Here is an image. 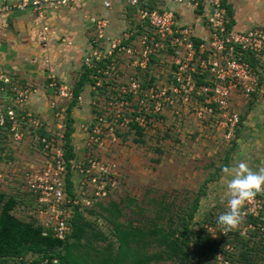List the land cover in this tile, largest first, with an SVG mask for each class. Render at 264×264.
<instances>
[{
	"label": "rangeland",
	"instance_id": "rangeland-1",
	"mask_svg": "<svg viewBox=\"0 0 264 264\" xmlns=\"http://www.w3.org/2000/svg\"><path fill=\"white\" fill-rule=\"evenodd\" d=\"M142 35L138 32L132 37L133 42L127 47L131 52L118 54L110 61L113 62L111 66H115V74L114 71L108 70L104 77L95 79L92 75V79L100 82L101 85L91 84L88 87V98L82 101L79 97L77 101V104H81L79 108L82 107L83 110L81 108L76 114L77 105L70 112L74 122L77 115L87 116L85 118L80 116L86 120L84 123L87 126L77 129L78 132L85 134V145L98 117L106 116L107 121L115 126L114 135H110L105 128L102 135L103 145L98 144L92 148L94 157L108 168V173L90 188H85L78 196L84 217L95 224V227L88 231L91 234L100 232L109 237L107 242H97L95 245L81 248V252L90 253L97 258L105 248L111 246L112 251L115 252L118 247L113 234V221L124 227L128 224L147 227L155 221L158 226L168 228L171 224L169 220L171 215L175 218V224H179V219L189 213L196 199H199L198 208L192 220L187 218L188 225L195 233L207 229L206 233L211 236L207 247L215 245L219 248L220 245L213 243L220 236L219 225H210L205 221L209 217L216 219L219 214L226 211L227 197L224 193L229 177L222 168L234 166L241 160L254 171L264 167V100L258 101L264 95V91L256 100L253 96L250 99L235 96L232 100V109L237 111L240 117L243 116L242 127L237 138L235 134L236 145L233 148L231 143L234 139L229 142L223 137L224 126L215 125L211 119H197L190 108L181 109L177 117L166 109L163 115L161 113L154 115L153 106L148 100L151 110H141L138 98H144L143 94L149 87L154 89L169 87L175 69L173 51L167 49L168 47L159 53L160 56H154V61L149 63L148 69H142L144 60L140 54L138 55L142 50L138 37ZM182 56H185V53H182ZM133 78L138 81L142 89H145L137 96L128 98L126 96L127 104L121 105L115 97L119 95V89L127 88ZM70 83L74 86L75 82ZM90 90L93 91L92 96ZM58 104L59 107L65 108V118L61 122L56 120L57 117L53 119L55 122L58 121V124L66 125V115L71 102L64 100L61 104L59 100ZM135 122H143L141 127L144 129V142L141 144L135 143L138 136L136 129L131 126ZM55 128V124L52 129L49 127L51 131ZM66 129L64 128V133ZM74 132H76L75 127ZM32 141L35 140L17 145L15 150L9 147L2 150L7 157L3 165L9 175V185L5 184V189H9L11 193L17 194L22 199L28 198L29 195L24 181V172L30 167L27 161L29 156L27 148L33 151L34 163L40 161V151ZM87 151L86 147L85 155ZM81 161L83 160L76 163ZM22 163L26 164V168H20L23 166ZM15 167L20 170L12 172ZM79 181L80 175L76 174L75 188L79 187ZM33 214L35 215L34 211L25 205H20L15 210V215L26 221H29ZM260 216L262 217L260 222L252 224V227H250L251 222L245 220L247 215L241 216L239 224L229 230V232H239L242 237L235 246H225L227 253L233 251L231 262H225L224 257L227 254L222 252L220 257L211 259L205 248V251L203 250L199 255L200 261L190 258L188 264H264V204ZM94 247H99L101 250H95ZM191 249L196 250L195 247ZM162 250V247L154 244L147 249V252L157 254ZM244 250L251 255V262L242 260L241 253ZM32 259L34 256L29 255L24 264H30ZM9 264L16 263L9 259ZM156 264H175V262L158 261Z\"/></svg>",
	"mask_w": 264,
	"mask_h": 264
},
{
	"label": "built area",
	"instance_id": "built-area-1",
	"mask_svg": "<svg viewBox=\"0 0 264 264\" xmlns=\"http://www.w3.org/2000/svg\"><path fill=\"white\" fill-rule=\"evenodd\" d=\"M69 1L21 0L17 5L0 6V15L10 12L13 8L24 10L34 7L41 10L46 6L65 5ZM148 1L128 0L130 5L138 9L140 22L146 24L142 25V31L111 35L108 32L110 19H98L94 24L93 51L85 56L84 65L95 69V79L106 76L108 70L115 69L114 65L111 66L113 62L110 63L113 57L131 52L127 47L133 42L132 37L141 32L143 35L138 37V43L141 44L142 50L138 55L144 60L143 70L148 69L152 57L159 55L166 47L172 49V56L175 58L172 84L161 89L147 88L143 94L144 98H138L141 110L150 111L152 104L154 115L162 114L166 109L177 117L181 109L190 108L197 119H211L215 125L224 126L223 137L229 142L232 141L240 124L239 114L232 109V100L235 96L250 99L260 85L259 69L264 65V29L237 31L229 27L223 0H175L195 12L203 11L200 18L206 23L208 33L198 38L191 27L179 24L173 11L149 8ZM104 5L109 7L110 3L104 2ZM182 53H185V56H182ZM248 58L259 59V65L253 67ZM49 80L53 95L50 105L55 111L54 117L61 122L65 118V108L59 107V100L61 104L64 100L71 102L74 99V86L58 82L54 75H49ZM95 85L100 86L101 83L96 82ZM8 89L14 95L10 102L0 108V157L4 155L2 148L15 150L17 145L35 138L36 146L42 153L41 161L30 165L24 172V181L28 192L37 197L42 226L46 230H52L58 238L65 239L72 232L74 207L80 205L78 196L85 188H90L108 173V168L94 157L92 148L98 144L103 145L102 135L105 128L110 135H114L115 126L107 121L106 116L98 117L86 143L88 151L83 161L75 163L71 160L69 169L65 159L63 131L67 126L64 123L58 124L57 121L54 123L55 130L47 133L45 122L27 110L26 105L32 89L18 86L10 79L2 80V84L0 81V92H6ZM144 89L133 78L127 88L119 89L115 100L120 101L121 105L127 104L126 96H137L138 93L142 94ZM142 123L137 124L141 127ZM41 131L49 135H43ZM76 174L80 175L77 188L74 187ZM7 182L5 175L0 171V185ZM69 187L76 196L71 195ZM263 204V197L256 194L253 199L242 205L241 216L262 218L260 212ZM219 232L223 236L227 235L229 230L225 231L219 226ZM220 256L221 253L218 257ZM39 264H46V261ZM53 264L59 263L53 260Z\"/></svg>",
	"mask_w": 264,
	"mask_h": 264
},
{
	"label": "crops",
	"instance_id": "crops-1",
	"mask_svg": "<svg viewBox=\"0 0 264 264\" xmlns=\"http://www.w3.org/2000/svg\"><path fill=\"white\" fill-rule=\"evenodd\" d=\"M20 1L0 0V6L17 5ZM104 2H109L110 6L105 7ZM147 4L152 9L173 11L179 24L191 27L198 38L208 33L206 23L200 18L202 10L195 12L175 0H149ZM223 8L229 27L237 31L264 29V0H223ZM103 17L110 19L108 32L111 35H121L130 30L142 31L143 23L139 20L138 9L130 5L128 0H70L57 7L46 6L41 10L34 7L24 10L13 8L0 15L1 84L2 80L10 79L18 86L32 89L27 110L46 122L47 133L55 122L54 110L50 105L53 95L49 87V75H54L61 83L72 85L70 82L74 81V86L82 79L85 66L83 60L94 47V24ZM259 74L261 83L255 98L264 93V65L260 67ZM90 85L85 84L79 96L81 100L88 98ZM90 94L92 96L93 91L90 90ZM262 97L258 101H263L264 95ZM10 101L11 96L0 92V108ZM76 106L78 114L82 107L79 108L81 104ZM80 116L87 117L81 114L75 120L76 132L72 134L75 163L84 159L86 150L85 134L77 131L87 125L84 123L86 120ZM26 151L29 153V165L37 164L33 160V151L29 148ZM22 165L20 168H26L25 163Z\"/></svg>",
	"mask_w": 264,
	"mask_h": 264
},
{
	"label": "trees",
	"instance_id": "trees-1",
	"mask_svg": "<svg viewBox=\"0 0 264 264\" xmlns=\"http://www.w3.org/2000/svg\"><path fill=\"white\" fill-rule=\"evenodd\" d=\"M152 61H154V57H152ZM248 61L253 67L259 65V59L252 60L248 58ZM94 73L95 69L84 66L83 77L74 86V99L71 101L66 115L67 129L65 131L64 147L66 150L65 159L69 169L71 168V160L75 158L72 145L75 122L70 112L76 106L85 84L95 85L96 82L92 79ZM256 92L252 95L254 100L256 99ZM6 93L9 97L11 96V99L13 98L14 93L10 89ZM242 123L243 116L240 117L236 138L239 136ZM131 126L136 129L138 136L135 139V143H143L144 129L137 123H133ZM41 132L43 135H49L45 131ZM235 145L236 139L232 141L231 147L233 148ZM5 158H7L5 155L0 157V171L8 181L9 175L5 172L3 165V161H7ZM17 171L18 168L16 167L12 170V172ZM8 183L9 181L6 184ZM69 183H71L70 180ZM5 186V184L0 185V264H9V259L14 260L16 264H24L29 255L34 256L30 264H39L44 261H46V264H53V260H57L59 264H156L158 261L188 264L190 258L197 262L200 261L199 255L203 250L205 251V248H207V253H209L211 259H216L218 254L222 252L227 254L224 257L225 262H231L233 251L227 253L225 246H235L242 238L239 232L230 231L227 235H220L213 242L216 245H220L219 248L215 245L207 247L208 240L211 239V236L206 233L207 229H203L204 232L196 231L198 233H195L187 222V218L192 220L198 208L199 199H196L189 213L179 219V224H175V218L171 215L169 219L171 224L168 228L158 226L155 221H152L147 227H137L132 224L124 227V225L113 221V234L118 242V247L115 252L112 251L111 246L105 248L104 252L101 251V255L97 258L90 253L81 252V248L95 245L97 242H107L109 237L100 232L91 234L88 231L90 228H94L95 224L84 217L81 205L74 207V216L71 221L72 232L65 239H60L52 230H46L42 226L39 218V203L34 194L29 192L27 193L29 194L28 198L22 199L17 194L11 193L9 189H5ZM69 189L71 191V187ZM257 194L264 199V193L259 192ZM71 195L75 196V193L71 191ZM20 205H25L34 211L35 215L33 214L29 221L15 215V210ZM186 212L185 210L184 213ZM260 219L252 216L245 218V220L251 222V225H255L257 221L260 222ZM205 223L217 225L216 219L213 217L206 219ZM154 244L162 247L163 250L157 254H149L147 249ZM192 247H195L196 250L193 251ZM93 249L101 250L99 247H94ZM241 254L243 261L251 262V255L247 251L245 252L244 250Z\"/></svg>",
	"mask_w": 264,
	"mask_h": 264
},
{
	"label": "clouds",
	"instance_id": "clouds-1",
	"mask_svg": "<svg viewBox=\"0 0 264 264\" xmlns=\"http://www.w3.org/2000/svg\"><path fill=\"white\" fill-rule=\"evenodd\" d=\"M222 171L229 177L224 193L226 211L216 217V223L228 231L239 224L242 205L264 191V167L254 171L241 160L234 166L223 167Z\"/></svg>",
	"mask_w": 264,
	"mask_h": 264
}]
</instances>
